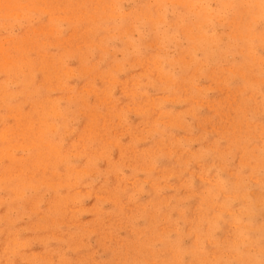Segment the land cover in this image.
Returning <instances> with one entry per match:
<instances>
[{
  "label": "rangeland",
  "instance_id": "1",
  "mask_svg": "<svg viewBox=\"0 0 264 264\" xmlns=\"http://www.w3.org/2000/svg\"><path fill=\"white\" fill-rule=\"evenodd\" d=\"M0 264H264V0H0Z\"/></svg>",
  "mask_w": 264,
  "mask_h": 264
}]
</instances>
